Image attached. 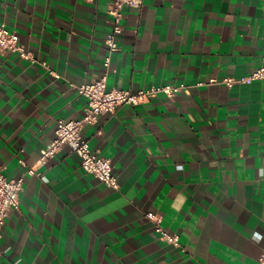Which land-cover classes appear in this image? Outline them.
Wrapping results in <instances>:
<instances>
[{
	"label": "crops",
	"instance_id": "obj_1",
	"mask_svg": "<svg viewBox=\"0 0 264 264\" xmlns=\"http://www.w3.org/2000/svg\"><path fill=\"white\" fill-rule=\"evenodd\" d=\"M109 0H0V24L30 58L0 51V166L18 178L79 118V85L107 73L133 91L185 83L102 113L81 135L119 187L83 171L68 148L25 175L0 237V264H259L264 249V0H143L126 7L107 54ZM47 64L59 77L50 75ZM215 78L217 83L195 85ZM23 161L25 165L21 164ZM179 238L161 240L145 212Z\"/></svg>",
	"mask_w": 264,
	"mask_h": 264
},
{
	"label": "built area",
	"instance_id": "obj_2",
	"mask_svg": "<svg viewBox=\"0 0 264 264\" xmlns=\"http://www.w3.org/2000/svg\"><path fill=\"white\" fill-rule=\"evenodd\" d=\"M143 0H109L107 14L112 25L111 31L105 36L107 54L103 60L105 69L110 62V56L118 49L117 37L122 31V19L126 7H140ZM0 51H12L22 58H30L29 53L19 43V37L15 32H10L4 24H0ZM261 65L247 75L238 78L226 77L222 80L228 87L235 84H250L254 81L264 80V53L261 55ZM46 71L57 78L59 75L47 64H43ZM217 83L215 78L208 82H196L195 85ZM71 87H75L79 95L85 98L83 114L76 119H58L54 129L53 138L41 148L36 163L26 167L23 175L18 178H7L0 166V237L5 225L6 218L11 210H18L20 203V192L23 189L25 175H40L37 168L42 167L47 160L53 158L63 147L68 148L79 160L80 168L98 178L106 186L118 189L119 184L113 172V166L108 158L101 157L93 152L88 140L81 135L84 125L94 124L98 116L102 113H114L121 105L136 106L148 102L157 96L172 98L176 94L187 92L188 85L185 83H173L163 85H152L138 90H131L119 87H107L106 71L98 78L75 85L69 82ZM21 164L25 165L23 161ZM145 217L153 224L154 231L159 238L169 244L178 246L179 238L175 234L169 233L161 226L162 216L151 211L145 212ZM259 264H264V249L259 256ZM189 264H195L192 260H187Z\"/></svg>",
	"mask_w": 264,
	"mask_h": 264
}]
</instances>
